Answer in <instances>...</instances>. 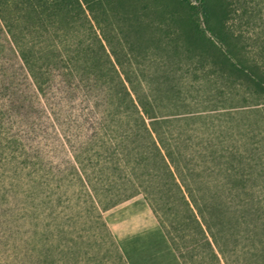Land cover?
<instances>
[{
	"label": "trees",
	"instance_id": "16d2710c",
	"mask_svg": "<svg viewBox=\"0 0 264 264\" xmlns=\"http://www.w3.org/2000/svg\"><path fill=\"white\" fill-rule=\"evenodd\" d=\"M231 21L227 0H0V61L11 54L30 89L0 70L8 264H126L102 214L137 196L180 264L175 233L202 241L197 264H219L192 189L264 187V75ZM75 104L95 127L51 170L19 129Z\"/></svg>",
	"mask_w": 264,
	"mask_h": 264
},
{
	"label": "rangeland",
	"instance_id": "374dc122",
	"mask_svg": "<svg viewBox=\"0 0 264 264\" xmlns=\"http://www.w3.org/2000/svg\"><path fill=\"white\" fill-rule=\"evenodd\" d=\"M227 2L232 17L229 29L236 35L239 48L247 61L264 75V0ZM3 55L0 70L7 76L5 83L11 79L9 86L12 85L15 91L29 93L28 84L24 82L12 55L8 52ZM82 108V104L64 108L57 118L49 113L43 115L32 135L19 129L21 137H26L28 145L41 155L47 168H67L71 161V147L84 142L93 131L94 123L86 122L79 116ZM73 189L77 190V187ZM192 191L210 227L215 248L221 253L219 264H264V187L208 186L194 187ZM70 205L73 208L72 214L79 210V207L74 208V204ZM69 212L66 210L67 214ZM166 219L168 227L172 217ZM82 221L79 220L74 226L77 230ZM173 236L180 254L188 264L209 262L207 251L198 237H183L181 233ZM4 239L0 230V264H8L13 259L9 248L4 245ZM104 247L114 254L106 239ZM104 251L101 250L99 256ZM112 260L104 264H112Z\"/></svg>",
	"mask_w": 264,
	"mask_h": 264
},
{
	"label": "crops",
	"instance_id": "0c3cea01",
	"mask_svg": "<svg viewBox=\"0 0 264 264\" xmlns=\"http://www.w3.org/2000/svg\"><path fill=\"white\" fill-rule=\"evenodd\" d=\"M126 264H180L141 196L103 214Z\"/></svg>",
	"mask_w": 264,
	"mask_h": 264
}]
</instances>
